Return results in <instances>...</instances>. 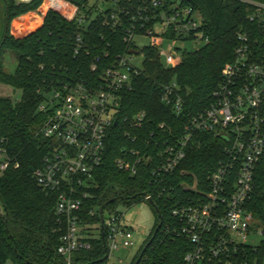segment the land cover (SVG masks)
<instances>
[{"label":"built area","instance_id":"built-area-1","mask_svg":"<svg viewBox=\"0 0 264 264\" xmlns=\"http://www.w3.org/2000/svg\"><path fill=\"white\" fill-rule=\"evenodd\" d=\"M122 1L88 0L86 9L93 8L95 15L109 10L105 24L113 29L129 17L130 25L124 27L125 39L131 43V50L139 53L116 55L110 65L102 68L100 76L72 78L53 88L39 106L46 116L40 134L47 141L48 150L36 177L44 188L61 192L55 211L64 222L57 248L63 264H81L75 262L74 254L91 250L95 239L104 243L105 264H130L117 256L120 250L136 245L134 227L127 222L126 213L97 205L86 210L84 198L90 193L82 187L95 184V174L104 163L118 123L122 95L132 89L134 79L145 70L143 49H156L164 66L176 68L188 51L178 47V42L209 41L203 30V15L180 0H148L150 4L134 6L132 11ZM239 1L245 4L247 19L253 26L238 31L235 57L223 68L211 105L191 112L179 135L174 136L171 127L161 123L159 127L170 134L161 143L154 139V152L143 154L140 148L124 146L115 160L116 166L130 175H136L142 167H151L157 182L181 167L198 134H213L223 143V158L209 176L207 189L200 191L196 201L183 203L172 213L181 223L179 234L193 244L185 264H258L257 259L251 263L241 253L246 246L257 247L247 244L251 235L264 236V225L258 216V206L264 203V0ZM61 14L85 26L90 21L86 11L73 4L65 5ZM158 26L160 30L156 29ZM169 31L174 36L167 35ZM140 37H149L150 44L140 49L135 42ZM166 42L167 50L163 49ZM82 52L89 53L90 48L78 33L75 54ZM138 55L143 56L140 64L134 61ZM91 68L97 70V64ZM179 89L175 81L163 84L162 101L177 116L184 112ZM145 117V112H140L124 121L140 128ZM125 134L131 135L129 131ZM10 165L0 148V170ZM181 173L188 171L181 169ZM182 184L198 186V181ZM151 198L150 194L145 196V200Z\"/></svg>","mask_w":264,"mask_h":264},{"label":"trees","instance_id":"trees-1","mask_svg":"<svg viewBox=\"0 0 264 264\" xmlns=\"http://www.w3.org/2000/svg\"><path fill=\"white\" fill-rule=\"evenodd\" d=\"M180 2L203 15V30L209 41L185 52L182 63L176 68L164 66L156 49H143L145 70L134 79L132 89L122 95L118 123L113 128L104 163L95 174V184L82 187L90 193L84 198L86 210L96 205L115 210L120 204L131 205L137 199H145L146 195L152 196L148 201L156 221L130 264L135 263L147 244L139 264H185V256L193 244L179 234L181 223L172 213L181 204L196 201L201 196L200 191L207 189L209 176L223 158V143L213 134H198L181 167L157 182L151 167H142L136 175H130L120 170L115 160L121 156L124 146L140 148L143 154L154 152V139L161 143L170 134L159 127L161 123L171 127L176 136L183 131L191 112L208 108L222 80L223 68L235 57L238 31L253 26L247 19L245 4L239 0ZM142 3L150 4L148 0L122 1L130 11ZM71 4L86 11L88 25L61 14L63 7ZM86 6L88 0H0V29L3 31L0 85L21 92L19 99L0 96V148L11 161L7 169L0 170V198L4 208L0 212V264L64 263L57 251L64 222L55 211L61 192L44 188L36 177L48 150L47 141L40 134L46 116L39 106L53 88L72 78L100 76L102 68L110 65L116 55L129 53L132 47L124 34V27L130 25L129 17L113 29L105 24V13L109 10L95 15L94 9L87 10ZM13 21L22 30L39 25L25 37H17L11 33ZM78 33L88 44L89 53L75 54ZM167 35L174 36L171 31ZM7 51L14 52L17 59L13 72L4 70ZM105 52L109 53L108 57ZM93 63L97 64L95 71L91 68ZM171 81L177 82L184 98V112L180 116L162 101L163 84ZM140 112L146 114L142 127H131L124 121ZM125 131L131 135H126ZM148 140L151 142L147 145ZM181 169L188 173L182 174ZM195 181L198 186L182 184L193 185ZM258 209L264 225V203L260 202ZM241 254L251 263L257 259L258 264H263L264 236L259 246H246ZM105 259L104 243L99 239L93 241L91 250L74 254L75 262L81 264H105Z\"/></svg>","mask_w":264,"mask_h":264},{"label":"rangeland","instance_id":"rangeland-1","mask_svg":"<svg viewBox=\"0 0 264 264\" xmlns=\"http://www.w3.org/2000/svg\"><path fill=\"white\" fill-rule=\"evenodd\" d=\"M15 22L16 21H13L12 23L11 33L13 35L15 34V36L17 37H25L32 31H34L39 25V24H35L28 29L22 30L18 28V25L17 26L15 25ZM156 29L160 30V26H158ZM2 33L3 31L2 29H0V39L2 37ZM135 42L138 44V47L141 49L144 46L149 45L151 39L149 37H140V38H136ZM202 45H204L202 41H199L196 44L194 42L177 43L178 47H184V49H187L188 51H193L201 47ZM167 48H168V43L166 42L163 45V49L167 50ZM142 59H143L142 55H138L134 57V61L138 64H140ZM16 65H17V59L14 52L7 51L4 57V70L6 72H13L16 68ZM0 96H10L13 97L14 99H19L21 97V92L19 90L13 91L10 87L0 85ZM118 208L126 213L127 222L134 227V237H135L134 239L136 245L131 249H122L119 252H117V256L121 257L124 260V262L130 263L138 254L139 250L141 249L142 245L147 239L150 231L152 230L156 221V215L151 206V203L145 199H137L131 205L120 204ZM3 210H4L3 203L0 198V212H2ZM262 239L263 236L260 234L251 235L247 239V244L251 246H258L261 243Z\"/></svg>","mask_w":264,"mask_h":264},{"label":"water","instance_id":"water-1","mask_svg":"<svg viewBox=\"0 0 264 264\" xmlns=\"http://www.w3.org/2000/svg\"><path fill=\"white\" fill-rule=\"evenodd\" d=\"M131 53L138 54L139 51L138 50H131ZM159 228H160V225L156 228V231L155 232H157L159 230ZM153 238H154V236H153ZM147 247H148V244L144 247L143 251L141 252L140 256L137 258V260L135 261L134 264H139L140 263V261L142 259V256H143L144 252L146 251Z\"/></svg>","mask_w":264,"mask_h":264}]
</instances>
